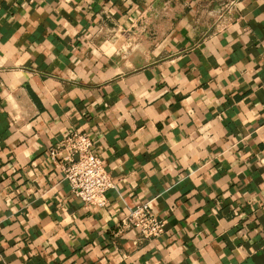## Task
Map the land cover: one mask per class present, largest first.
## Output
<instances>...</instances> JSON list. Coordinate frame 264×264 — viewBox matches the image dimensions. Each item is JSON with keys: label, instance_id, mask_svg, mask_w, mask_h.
Instances as JSON below:
<instances>
[{"label": "crops", "instance_id": "crops-1", "mask_svg": "<svg viewBox=\"0 0 264 264\" xmlns=\"http://www.w3.org/2000/svg\"><path fill=\"white\" fill-rule=\"evenodd\" d=\"M263 41L264 0H0V264H264ZM74 130L103 208L48 159Z\"/></svg>", "mask_w": 264, "mask_h": 264}, {"label": "built area", "instance_id": "built-area-1", "mask_svg": "<svg viewBox=\"0 0 264 264\" xmlns=\"http://www.w3.org/2000/svg\"><path fill=\"white\" fill-rule=\"evenodd\" d=\"M234 6L235 1H229L221 6L220 11L229 12ZM262 49L264 52V41ZM47 156L59 169L75 198L86 206H105V195L114 188L113 181L99 156L94 153L93 144L86 134L78 130L66 133L48 150ZM164 225L148 203L137 205L119 221L121 231L131 229L140 240L159 238L164 233Z\"/></svg>", "mask_w": 264, "mask_h": 264}]
</instances>
